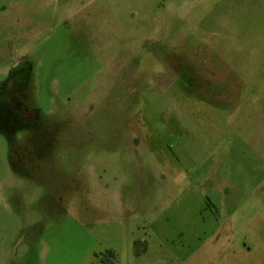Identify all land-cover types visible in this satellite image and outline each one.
<instances>
[{"label": "rangeland", "instance_id": "obj_1", "mask_svg": "<svg viewBox=\"0 0 264 264\" xmlns=\"http://www.w3.org/2000/svg\"><path fill=\"white\" fill-rule=\"evenodd\" d=\"M0 192L14 264H264V0H0Z\"/></svg>", "mask_w": 264, "mask_h": 264}, {"label": "crops", "instance_id": "obj_2", "mask_svg": "<svg viewBox=\"0 0 264 264\" xmlns=\"http://www.w3.org/2000/svg\"><path fill=\"white\" fill-rule=\"evenodd\" d=\"M17 221L16 211L0 192V264H14V230Z\"/></svg>", "mask_w": 264, "mask_h": 264}, {"label": "flooded vegetation", "instance_id": "obj_3", "mask_svg": "<svg viewBox=\"0 0 264 264\" xmlns=\"http://www.w3.org/2000/svg\"><path fill=\"white\" fill-rule=\"evenodd\" d=\"M191 80H192V78L191 77H188L186 81H189L190 82ZM21 114H23V116H24L23 118H28V120L30 122L34 121V118H35L34 115H32V114H30V113H28L26 111L21 112Z\"/></svg>", "mask_w": 264, "mask_h": 264}]
</instances>
